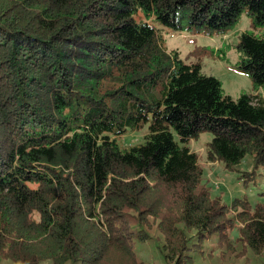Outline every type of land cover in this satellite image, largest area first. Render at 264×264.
<instances>
[{
    "label": "trees",
    "instance_id": "1",
    "mask_svg": "<svg viewBox=\"0 0 264 264\" xmlns=\"http://www.w3.org/2000/svg\"><path fill=\"white\" fill-rule=\"evenodd\" d=\"M243 9L264 25V0H0V264H193L211 237L223 255L264 256V202L211 194L189 146L209 131L207 162L264 169V99L223 94L133 17L225 32ZM237 46L264 86V35Z\"/></svg>",
    "mask_w": 264,
    "mask_h": 264
},
{
    "label": "rangeland",
    "instance_id": "2",
    "mask_svg": "<svg viewBox=\"0 0 264 264\" xmlns=\"http://www.w3.org/2000/svg\"><path fill=\"white\" fill-rule=\"evenodd\" d=\"M133 17L137 21H147L155 29L167 51H172L186 64H199L202 74L216 77L221 84L223 94L234 100L242 95H259L264 99V86L260 90L261 94L258 93V87L254 85L250 76L238 68L241 60L246 57L237 46L240 34L264 35V25H254L246 9L240 12L233 26L225 32L201 30L196 33L187 25L177 30L159 23L154 17L146 18L141 10H138ZM6 95L5 101L10 104L9 95L7 93ZM7 109L12 111L13 107H6L5 110ZM149 123L148 121L139 128L129 129L117 136L116 141L120 149H129L142 143L144 135L148 133ZM211 138L212 133L206 131L189 143L191 150L197 153L198 162L203 167V180L210 186L211 194L220 196L227 205H230L235 198H246L251 207L256 203L264 202V169L255 168L250 157L245 158L238 166V170L233 171L224 168L221 162L215 164L207 162L205 148ZM252 170L255 172L253 178L243 177L242 172ZM142 221L148 231L159 237L156 228L158 220L147 217V221ZM232 231L231 236H235L237 228H233ZM216 240V237H211L205 241L203 252H197L193 264H264V256L249 254L247 257H239L235 253L230 256L223 255L216 246ZM149 247L151 246L148 243L138 245L137 252L140 258L148 257ZM154 259V264H163L157 256H154ZM2 264H10V262L3 261Z\"/></svg>",
    "mask_w": 264,
    "mask_h": 264
},
{
    "label": "crops",
    "instance_id": "3",
    "mask_svg": "<svg viewBox=\"0 0 264 264\" xmlns=\"http://www.w3.org/2000/svg\"><path fill=\"white\" fill-rule=\"evenodd\" d=\"M261 89H262V87H260V88L257 89L258 93H260V94H261V91H260ZM209 163L215 164V163H218V162H209Z\"/></svg>",
    "mask_w": 264,
    "mask_h": 264
}]
</instances>
